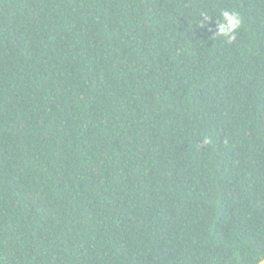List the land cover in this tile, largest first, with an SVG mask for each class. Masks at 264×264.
I'll return each mask as SVG.
<instances>
[{
	"label": "trees",
	"instance_id": "1",
	"mask_svg": "<svg viewBox=\"0 0 264 264\" xmlns=\"http://www.w3.org/2000/svg\"><path fill=\"white\" fill-rule=\"evenodd\" d=\"M263 259L264 0H0V264Z\"/></svg>",
	"mask_w": 264,
	"mask_h": 264
},
{
	"label": "clouds",
	"instance_id": "2",
	"mask_svg": "<svg viewBox=\"0 0 264 264\" xmlns=\"http://www.w3.org/2000/svg\"><path fill=\"white\" fill-rule=\"evenodd\" d=\"M201 17L207 19V14H202ZM243 24L244 18L238 11L223 10L219 13L218 19L215 18L214 36L222 38L228 44H231L236 40L237 33L241 30ZM204 143L207 144L208 140L205 139Z\"/></svg>",
	"mask_w": 264,
	"mask_h": 264
},
{
	"label": "water",
	"instance_id": "3",
	"mask_svg": "<svg viewBox=\"0 0 264 264\" xmlns=\"http://www.w3.org/2000/svg\"><path fill=\"white\" fill-rule=\"evenodd\" d=\"M257 264H264V259L258 262Z\"/></svg>",
	"mask_w": 264,
	"mask_h": 264
}]
</instances>
